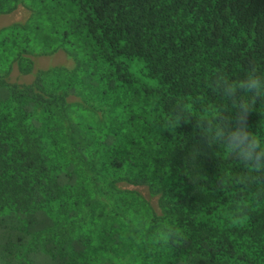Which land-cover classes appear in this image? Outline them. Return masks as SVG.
Returning <instances> with one entry per match:
<instances>
[{
  "label": "trees",
  "instance_id": "16d2710c",
  "mask_svg": "<svg viewBox=\"0 0 264 264\" xmlns=\"http://www.w3.org/2000/svg\"><path fill=\"white\" fill-rule=\"evenodd\" d=\"M19 8L0 264H264V158L239 154L264 143V0H0V18Z\"/></svg>",
  "mask_w": 264,
  "mask_h": 264
},
{
  "label": "rangeland",
  "instance_id": "374dc122",
  "mask_svg": "<svg viewBox=\"0 0 264 264\" xmlns=\"http://www.w3.org/2000/svg\"><path fill=\"white\" fill-rule=\"evenodd\" d=\"M27 17L28 12L24 8H19L11 15L2 16L0 18V27H5L15 22L24 21ZM34 62L36 70L47 69L52 66L70 65V61L63 51H60L56 55L50 57L34 58ZM32 79L33 76H23L17 67L14 69L11 75V81L17 83H29L32 81ZM124 188L138 191L140 194H142V196L149 198L148 190L144 187H132L125 185ZM152 203L155 204V200H152Z\"/></svg>",
  "mask_w": 264,
  "mask_h": 264
},
{
  "label": "clouds",
  "instance_id": "9594fccd",
  "mask_svg": "<svg viewBox=\"0 0 264 264\" xmlns=\"http://www.w3.org/2000/svg\"><path fill=\"white\" fill-rule=\"evenodd\" d=\"M236 147H238L237 145H231V146H227V151L228 152H233L235 151ZM248 152L244 153L243 150H241V152L239 153L240 155H245L246 157H251L252 152L255 150V148H259V154L258 156L261 158H264V143L257 141L255 138H253L252 143L246 145Z\"/></svg>",
  "mask_w": 264,
  "mask_h": 264
}]
</instances>
